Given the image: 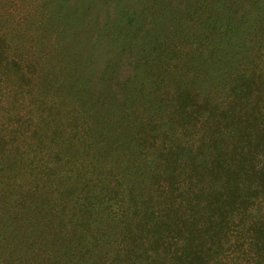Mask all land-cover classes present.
I'll return each instance as SVG.
<instances>
[{
	"label": "trees",
	"instance_id": "16d2710c",
	"mask_svg": "<svg viewBox=\"0 0 264 264\" xmlns=\"http://www.w3.org/2000/svg\"><path fill=\"white\" fill-rule=\"evenodd\" d=\"M11 1L0 264H264V0H164L168 33L121 35L116 9L80 37L64 0Z\"/></svg>",
	"mask_w": 264,
	"mask_h": 264
},
{
	"label": "rangeland",
	"instance_id": "374dc122",
	"mask_svg": "<svg viewBox=\"0 0 264 264\" xmlns=\"http://www.w3.org/2000/svg\"><path fill=\"white\" fill-rule=\"evenodd\" d=\"M35 1V0H34ZM40 0H37V2ZM44 3V9H47L49 11H55L57 8L55 6H52L51 3L54 0H42ZM64 9L63 12L66 11L67 16L70 17V15L74 19H78L76 21H79L80 27L78 28L77 25L73 28L75 31V35L82 36V35H91L94 31H91L89 27L93 23L94 19L99 21L101 23V27L104 26V21L107 13L111 14V18H118L121 15V12H118L116 14V9L121 11V9H124L125 11H128V16H121L122 22H119L117 19V24L118 26H115V30H121V35H131L130 32H133L134 30L138 31H149L152 27L157 25V28L162 29L165 33L171 32L172 28H174V24H176L178 18L180 21L183 22L182 15L184 14L183 12L180 11V9L176 11H172L169 9L166 5H163L164 0H161L162 3L159 6L157 5L155 9L151 12L150 9V4L152 0H64ZM184 2L186 0H172L171 5L176 9V3ZM27 2L33 3L32 1L28 0ZM183 5V4H182ZM68 6H74L73 10L67 11L70 8ZM8 7L7 13L11 17H16L18 14L19 10L14 9V5L12 4L11 0H0V21H2L7 13L6 10L4 11L5 8ZM183 7V6H182ZM77 11V14L75 15L74 12ZM185 15V14H184ZM79 16V17H78ZM64 17V16H63ZM63 17H58L61 21L63 22ZM129 17H134L137 19L138 23H129L128 19ZM112 18V19H113ZM69 19V18H68ZM85 20V23H84ZM84 23V24H83ZM159 23V24H158ZM194 21L192 20L190 22V25L193 24ZM88 24L90 26L88 27ZM85 27V28H84ZM102 29V28H101ZM143 29V30H140ZM102 31V30H101ZM100 31V32H101ZM88 32V33H87ZM143 33V32H141ZM102 47V46H100ZM122 64H121V76L120 78L126 77L130 73V64H132L130 61V54L128 51H125L122 54ZM12 233H15L16 231H11ZM4 231H0V241L3 236ZM3 241L0 242V246L3 245ZM69 264V263H65ZM70 264H76V261L73 260L72 263Z\"/></svg>",
	"mask_w": 264,
	"mask_h": 264
}]
</instances>
